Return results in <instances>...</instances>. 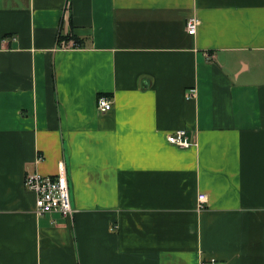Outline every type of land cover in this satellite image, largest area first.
Listing matches in <instances>:
<instances>
[{
	"label": "crops",
	"instance_id": "0c3cea01",
	"mask_svg": "<svg viewBox=\"0 0 264 264\" xmlns=\"http://www.w3.org/2000/svg\"><path fill=\"white\" fill-rule=\"evenodd\" d=\"M202 260L264 264V0H0V264Z\"/></svg>",
	"mask_w": 264,
	"mask_h": 264
},
{
	"label": "built area",
	"instance_id": "2783aa9c",
	"mask_svg": "<svg viewBox=\"0 0 264 264\" xmlns=\"http://www.w3.org/2000/svg\"><path fill=\"white\" fill-rule=\"evenodd\" d=\"M199 25V19L191 16L186 21V31L188 35H194ZM195 95L194 88L188 90L187 96ZM113 101L109 96H98L96 100V109L99 113H106L112 109ZM167 142L180 149L192 147L187 133L183 129L171 132L166 137ZM38 160H41L39 157ZM25 189L35 196L34 212L38 215L57 213L64 217H71L74 209L71 204L68 178L64 162L58 165L57 173L53 176L43 175L35 172L27 175L24 180ZM206 196H198V210L204 209ZM199 264H226L216 260L200 261Z\"/></svg>",
	"mask_w": 264,
	"mask_h": 264
},
{
	"label": "trees",
	"instance_id": "16d2710c",
	"mask_svg": "<svg viewBox=\"0 0 264 264\" xmlns=\"http://www.w3.org/2000/svg\"><path fill=\"white\" fill-rule=\"evenodd\" d=\"M61 40V38H59ZM62 40L65 42H72L73 47H82L83 40L75 35H67L65 37H62ZM98 96H109L108 94H99ZM97 96V97H98Z\"/></svg>",
	"mask_w": 264,
	"mask_h": 264
},
{
	"label": "rangeland",
	"instance_id": "374dc122",
	"mask_svg": "<svg viewBox=\"0 0 264 264\" xmlns=\"http://www.w3.org/2000/svg\"><path fill=\"white\" fill-rule=\"evenodd\" d=\"M189 141L192 143V141L189 139ZM193 144V143H192Z\"/></svg>",
	"mask_w": 264,
	"mask_h": 264
}]
</instances>
